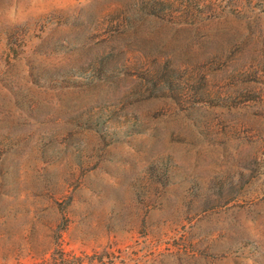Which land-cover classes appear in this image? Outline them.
<instances>
[{
  "label": "rangeland",
  "instance_id": "rangeland-1",
  "mask_svg": "<svg viewBox=\"0 0 264 264\" xmlns=\"http://www.w3.org/2000/svg\"><path fill=\"white\" fill-rule=\"evenodd\" d=\"M0 264H264V0H0Z\"/></svg>",
  "mask_w": 264,
  "mask_h": 264
}]
</instances>
